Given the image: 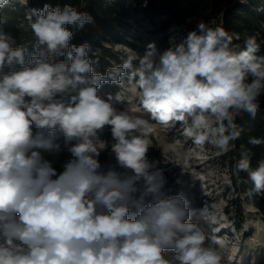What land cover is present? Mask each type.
<instances>
[{
  "label": "clouds",
  "instance_id": "1",
  "mask_svg": "<svg viewBox=\"0 0 264 264\" xmlns=\"http://www.w3.org/2000/svg\"><path fill=\"white\" fill-rule=\"evenodd\" d=\"M8 3L0 0V9ZM26 19L31 53L15 45L0 16V264H224L220 239L201 223L206 210L192 208L183 193L166 194L147 137L152 122L179 123L194 145L232 150L243 131L237 117L255 118L264 95L256 36L237 51L229 31L200 21L179 44L159 53L150 42L143 57L133 52L100 74L93 70L99 49L71 44L66 27L93 23L87 12L46 3ZM104 84L121 91L104 99ZM127 91L136 110L114 106ZM105 127L124 171L99 160ZM63 152L69 158L58 172L46 155ZM236 169L249 174L254 195H264V161L252 169L242 151Z\"/></svg>",
  "mask_w": 264,
  "mask_h": 264
},
{
  "label": "rangeland",
  "instance_id": "2",
  "mask_svg": "<svg viewBox=\"0 0 264 264\" xmlns=\"http://www.w3.org/2000/svg\"><path fill=\"white\" fill-rule=\"evenodd\" d=\"M106 1L115 3L120 9L128 12L117 24L118 31L124 35L125 41L113 46L121 62L133 52L138 57H143L150 42H155L159 53L182 42L172 28L165 26L166 12L160 7L158 0H147L146 6L145 0ZM18 2L19 0H9L8 5L2 9L13 7L14 3ZM221 8L212 4V0H207L206 5L192 16V20L196 23L204 21L207 24H216L221 17ZM1 14L3 12L0 16ZM3 17L7 21L4 25L6 32H15L23 37L29 30L27 19H19L14 24L5 14ZM134 64L138 65V60L134 61ZM117 87L120 92V86ZM124 87H129L126 79ZM123 103L124 110L138 108L136 96L131 91L125 93ZM147 138L148 157L158 162V167L163 171L166 194L183 193L190 202L193 201L191 203L205 196L197 206L191 207L206 210V219L201 223L208 234L220 239L224 264H264V218L251 203L248 192L238 191L234 187L232 178L237 175V171L228 160L229 151L221 153L210 145H194L182 135L179 123L163 127L152 122ZM110 145L102 146L106 149L100 153L101 164L124 171L116 164ZM46 158L53 161V166L59 172L62 171V164L69 158V154L63 152L58 157L46 155ZM151 199L150 196L146 197L144 202L148 203ZM132 211L135 212L136 209L133 208ZM223 226L226 227L225 231L218 234Z\"/></svg>",
  "mask_w": 264,
  "mask_h": 264
},
{
  "label": "trees",
  "instance_id": "3",
  "mask_svg": "<svg viewBox=\"0 0 264 264\" xmlns=\"http://www.w3.org/2000/svg\"><path fill=\"white\" fill-rule=\"evenodd\" d=\"M160 7L166 12L164 20L165 26L172 28L183 41L190 31L196 29L198 23L192 20V16L197 10L206 5L207 0H158ZM49 4L53 8L59 6L61 9L65 5H70L78 11L87 12L93 18V23L86 24L82 29L73 25L66 27L73 32L71 44L79 46L85 42L92 46L93 51L99 49V63L93 64L96 73L105 74L108 67L114 64H121L113 46L125 41L117 28L123 15H127V10L120 9L115 3H108L106 0H28L26 5L20 2L14 6L0 9L1 16L4 14L12 23L16 24L19 19H26L30 8L42 9L44 4ZM212 4L221 6V17L216 24H209L210 27L221 26L233 36L234 45L239 46L237 51L244 47L247 37L255 35L260 43L258 55L264 56V0H212ZM14 32V31H13ZM15 39V45L24 44L32 52L31 44L34 41L31 29L23 37L18 33L11 34ZM14 45V46H15ZM91 56V52L89 53ZM65 60V57H58ZM94 59V57H93ZM118 93L116 84H104L98 90V94L107 99L109 95L113 97ZM114 106L123 111L124 103L115 102ZM236 123L243 129L239 140L235 141V147L229 151L228 160L236 169V163L242 151H247L251 158V167L255 169L260 161H264V143L260 145L249 144L250 137H257L264 140V95L260 97V109L255 118L250 117L247 112L241 113L237 117ZM62 142V134H56ZM101 140L111 144L112 136L109 127L98 133ZM234 187L241 192H248L251 203L258 209L264 218V195H254L251 192L253 182L247 172L237 171V175L232 178ZM237 206L235 209H237Z\"/></svg>",
  "mask_w": 264,
  "mask_h": 264
},
{
  "label": "bare ground",
  "instance_id": "4",
  "mask_svg": "<svg viewBox=\"0 0 264 264\" xmlns=\"http://www.w3.org/2000/svg\"><path fill=\"white\" fill-rule=\"evenodd\" d=\"M204 197H205V196L203 195V196H201L200 199L197 200L196 202L194 201V203H191V202H193V201H191L190 204L193 205V206H194V205L197 206V204H199V203L203 200ZM197 199H198V198H197ZM194 208H195V207H194ZM225 229H226V227L223 226L222 230H221L218 234L224 232Z\"/></svg>",
  "mask_w": 264,
  "mask_h": 264
}]
</instances>
